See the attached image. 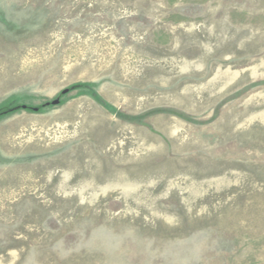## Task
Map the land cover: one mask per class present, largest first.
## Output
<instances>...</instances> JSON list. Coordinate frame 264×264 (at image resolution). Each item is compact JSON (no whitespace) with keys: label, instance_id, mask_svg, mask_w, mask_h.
<instances>
[{"label":"rangeland","instance_id":"1","mask_svg":"<svg viewBox=\"0 0 264 264\" xmlns=\"http://www.w3.org/2000/svg\"><path fill=\"white\" fill-rule=\"evenodd\" d=\"M0 264H264V0H0Z\"/></svg>","mask_w":264,"mask_h":264},{"label":"water","instance_id":"2","mask_svg":"<svg viewBox=\"0 0 264 264\" xmlns=\"http://www.w3.org/2000/svg\"><path fill=\"white\" fill-rule=\"evenodd\" d=\"M65 92H67V91H65ZM59 101L58 100H56V101H54V104H57Z\"/></svg>","mask_w":264,"mask_h":264}]
</instances>
